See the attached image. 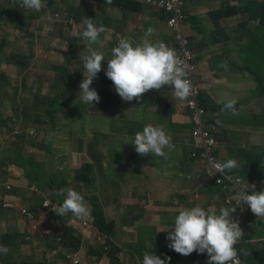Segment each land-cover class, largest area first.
I'll return each mask as SVG.
<instances>
[{
    "label": "crops",
    "instance_id": "1",
    "mask_svg": "<svg viewBox=\"0 0 264 264\" xmlns=\"http://www.w3.org/2000/svg\"><path fill=\"white\" fill-rule=\"evenodd\" d=\"M83 1L81 12L89 17H94V22L98 26L102 25L107 29L100 36L103 42L102 47L91 46L92 49L102 52L105 58V61H102V70L98 73L97 78L102 73H106L107 60L112 58V49L118 46L120 38H128L135 43H139V41L144 40L145 32L151 27L149 24L152 20H158L161 16L166 17V14L160 10L142 3H140L137 12H131L118 7L115 11H112L111 8L115 6L94 0ZM184 2L186 15L184 30H188L187 19L189 18L188 21L194 24L195 29L202 32L196 36L197 44L192 47L191 51L199 69L197 82L206 90L201 94V104L207 111L203 120L208 127L215 128L218 141V158L227 161L243 157L251 153L246 150L248 145L252 146L253 154L264 158V109L258 112L254 109L258 106H264V56L259 62L254 60L255 70L249 75L238 74L233 76L232 80L228 76L230 68H233L235 73L243 71L248 55L252 59H256V53L259 52L261 47L264 48V0H184ZM44 3V8H47V3L45 1ZM69 10H71L70 16H72L73 9H68V12ZM78 17L79 15L76 18L77 21ZM17 18L20 19V17ZM77 21H75L76 26H73L75 30L74 38L80 42L82 47H86L85 41L80 36L83 24H77ZM106 21L111 23L110 26L103 25ZM119 29L131 30V33L125 36L119 34L117 37V30ZM19 31L22 34L17 36L16 33ZM27 35L28 32L24 26L20 27L19 23L9 28L0 22V40H5V43L16 37H28ZM155 37L156 33L154 32L153 35L148 37L149 42H154ZM201 41L207 42V45L200 44ZM6 50L10 52L11 48L6 49L4 47V51ZM0 56L5 57L6 54ZM38 69L39 73L36 75L40 74L41 71H45L42 68ZM28 75V71L23 72L21 82L10 83V85L17 89L19 87L23 88L26 85L24 77ZM34 79L41 80V77L31 78V80ZM83 79L84 75L73 80L75 83L74 89L81 106L90 109V115H85L79 110L80 114H76L74 120L77 121V124H74L77 127L76 135L73 134L69 138L67 132L60 129L53 134V143L47 144L46 148L48 150L52 149L55 153L59 148L64 151H71L83 161L76 169L78 170L81 167H83L82 171L86 169L89 178L84 184L76 182L80 189L78 193L84 197L90 209L93 205L99 206L104 212L106 220L114 222V230L109 240L120 250V264H142L143 257L139 258L140 247L144 245L147 249L153 238L152 231L163 233L165 240L158 248L152 249L149 253L151 252V254L157 255L161 259H165L170 249L168 247L170 242L166 239L167 231L173 227L176 213L185 208L190 209L196 206L206 210V207L202 206L206 203L204 200L182 206L186 201L201 196L199 188L204 180V166L199 161L190 158L191 161L184 156V153L192 150L193 141V125L186 103L175 98L171 87L150 90L143 94L139 103L135 100L124 102L116 94L112 81L106 79L101 84L93 82L90 86L99 94V103L93 102L94 105H86L81 102L78 96L79 86ZM247 85L251 86L252 91L260 89V93L256 96L252 95L250 98H241L247 89ZM1 87L2 82L0 90ZM6 88L8 92H12L11 87ZM44 90H46V87ZM231 99L236 100L235 115L231 111H222L223 104L221 101ZM0 102L9 105L7 112L10 116L0 122V145L3 147L0 151V154H2L0 163L5 168L4 173L0 174V234L6 235L7 239L15 242L17 251L14 254H21V245L29 248L30 254L25 257L24 262L33 257L41 261L45 257L43 251L46 247L44 244L36 246L34 250L29 243L25 242L34 238L35 220L28 221L22 216L20 208L36 206L41 199L32 198L31 193L26 189L29 186V180L25 175L21 159H30L33 171L36 172L38 167V170L45 175L50 169V164L49 167L46 166L47 152L43 150L42 146H38L34 155H30L24 145L22 149L23 156L20 157L13 150L16 143L5 145L2 143V133L5 129H9L11 119H15L27 128L31 126L26 124L12 110L9 102L2 99H0ZM145 104L144 108L147 116L159 123L150 121L132 132L138 116L128 111V109H134L136 106ZM208 105H216L218 107L217 111L210 114ZM95 106L104 108L105 113L109 115L120 114L107 122H103L100 118L94 116L98 113L93 110ZM62 113L66 115L63 108ZM250 116H256L258 120L252 121ZM87 119L90 121L97 142L103 138L115 140V146L110 150V161L108 163H101L98 152L93 151L92 145L84 141L87 134L84 129V122ZM218 121L219 123H217ZM148 124L163 126L172 137L174 147L165 149L167 159L155 155L142 157L136 153L134 145L130 144L134 140L136 132L142 131L143 127ZM114 125L119 127L115 131L112 128ZM118 136H121L120 140L117 138ZM25 143H27V140ZM125 143L130 144L133 156L129 162L122 165L119 187L111 189L117 195L114 198L103 197L106 188L103 186L92 187L90 183L94 178L104 184L108 183L110 179H115L109 174L112 151L124 146ZM199 171H201L200 174H198ZM45 177L47 176L45 175ZM196 182L198 184L191 189V183ZM6 183L13 185L10 196L16 200L17 207L14 209L7 208L4 200L7 193L4 191L3 185ZM46 186L47 184H45V189ZM67 188H69L68 185L62 187V189ZM173 190L176 191L175 195H172ZM55 191H58V189ZM55 191L50 194L51 200L53 199L54 204L58 201V206H60L64 197L60 196L58 200ZM178 193L183 194V196H179ZM225 197L230 199L231 207L234 205L238 207L234 214L240 222V217L237 214L242 204L236 205V194ZM42 200H45L44 197ZM216 204L218 207H216ZM220 207H225L222 198L215 202L212 209L215 212ZM173 215H175L174 220ZM250 219L252 225L248 226V229L249 239L252 243H248L246 248L250 252V257L247 258L249 264H253L252 257L264 258V227L256 224L258 218L253 213L250 215ZM40 229L54 232L61 238L66 235L76 238L79 241V248L72 249L70 254L77 256L76 261L80 264H111L107 252L109 247L105 246L106 237L92 224L91 215L86 221H81L70 213L64 217L52 213L50 219L40 225ZM130 236H133L135 240L127 247L125 244L126 238ZM0 255L3 254L0 253ZM54 261L56 259L51 258L49 263L52 264ZM1 264L17 263L5 258ZM166 264H175V261L172 260L169 263L166 260Z\"/></svg>",
    "mask_w": 264,
    "mask_h": 264
},
{
    "label": "clouds",
    "instance_id": "2",
    "mask_svg": "<svg viewBox=\"0 0 264 264\" xmlns=\"http://www.w3.org/2000/svg\"><path fill=\"white\" fill-rule=\"evenodd\" d=\"M105 2L110 5L112 0H105ZM16 4L20 8L36 12H40L45 7L44 0H16ZM167 18L168 14H166L165 19L161 16L156 20L164 26V31L160 34L159 26L155 20H152L149 24L151 27L145 32L143 41L135 43L128 38H120L118 46L112 49V58L107 60L105 74L112 81L115 92L122 101L132 102L135 100L139 103L143 94L150 90H160L163 87H171L175 98L179 101H185L191 94V83L186 77L185 67L182 66V62L178 59L179 53L174 45L171 46L169 44L175 33L184 31L186 20L183 24L172 27L167 25ZM69 19L73 20V26L75 27L74 18L70 17ZM106 31L107 29L104 26H98L91 18L85 17L83 20L80 36L85 41L89 52L80 56L83 61L84 79L80 83L78 96L81 102L86 105H94L93 102L99 103L100 101L99 94L90 86L102 70V61H105V58L102 52L92 49L91 46L102 47L103 42L100 36ZM154 32L156 33L155 41L149 42L148 37L153 35ZM221 103L223 104L222 111H231L234 115L236 114V100H223ZM31 130L15 119H11L9 121V129H5L2 133V143L5 145L7 143L17 144V142H23V146L25 145L28 153L34 155L38 146H33L28 138L35 141L38 136L31 133ZM26 140L27 143H25ZM130 144L134 145L136 153L142 157L155 155L164 159H167L165 149L174 147L172 137L163 126H153L151 124L145 125L142 131L136 132L134 140ZM223 162L216 164V168L220 171L227 170L231 173L232 182L236 185V205L242 204L237 214L241 221L239 222L234 214L238 207L235 205L233 207L229 206V198L223 197L222 202L225 207H220L217 208V211H213L212 206L215 205L216 201L211 202L208 200V196L215 191L214 186L211 185L214 191L204 194L206 203L202 205L204 207L210 205L209 208L206 207L207 211L200 206L179 211L175 217L173 227L167 231L166 239L170 242L168 247L182 256H189L193 252L198 254L206 253L208 256L207 264H242V262L245 264L244 260L240 259L235 245L244 234L245 246L239 249L243 255V250H247L246 245L252 243L249 239L248 229V226L252 225L250 219L252 213L258 218L256 224L264 227V158L251 153L250 159L238 157ZM82 169L83 167L78 170L75 169V172L79 173ZM245 169H247L246 176H243L242 172ZM4 171L5 168L0 163V174L4 173ZM256 172H260L262 175L260 181L254 179ZM40 174L43 179L41 183L31 182L27 178L29 186L26 189L31 193L32 198L41 199L44 197V188L45 184H48L46 181L49 180V177H45L41 172ZM64 177L67 179L65 180ZM64 177L65 182L72 179L74 184H67L69 188L55 191V195L63 196L64 199L62 204L55 207L52 211L60 217L70 213L73 217L86 221L91 214V209L84 197L78 193L80 189L76 182L84 183L78 176ZM205 184L206 174L204 172V180L201 185ZM3 189L7 193L4 197L7 208H16V200L10 196L13 191V185L6 183L3 185ZM37 206L32 205L20 208L22 216L28 221H34L36 218L34 210L37 209ZM216 207H218L217 204ZM22 209L34 214V217L31 218L29 214H24ZM8 252L9 249L6 246L0 245V253L7 255ZM76 259L77 256L72 257V264H80ZM170 259V257L161 259L159 256L151 254V252H145L142 264H166V260L170 261Z\"/></svg>",
    "mask_w": 264,
    "mask_h": 264
},
{
    "label": "rangeland",
    "instance_id": "3",
    "mask_svg": "<svg viewBox=\"0 0 264 264\" xmlns=\"http://www.w3.org/2000/svg\"><path fill=\"white\" fill-rule=\"evenodd\" d=\"M44 1L47 3L46 10L40 15L30 18L29 17L30 15L25 16V14H20L18 12L19 9L16 3L8 4V3H4L3 0H0V4H1L0 22L4 26H7L9 28L14 27V25L21 22L24 24L26 30H28L29 33L31 34L30 41H28L26 45L24 46L20 45V47H16L10 52L8 50L4 51L5 40L3 39L0 40V55L6 54L5 56L6 58L13 59L15 62L19 63V65L16 66V65H10L0 62V75L2 73H5L6 81L7 82L10 81L11 84H14L21 82L23 77V73L21 72H25L27 70L29 73L28 77L33 78V77H38V75H36L37 73H39L38 68H42L45 70L44 74L40 75L41 81L47 84L45 95L42 96L39 102L38 110L36 112L30 111L27 114V116L24 118L26 122L29 121L38 122L37 125L28 128V129H32L31 133H33L34 135H38L35 141L27 137L35 147L42 145L46 146L49 143L52 144L53 134L56 131H59L60 129L63 132H67L66 133L67 137L71 138L73 134L76 135L77 133V127L74 125L77 124V121H74L76 118V114H80V111H82L83 114L90 115V109L86 107H82L77 99L75 103H77L79 109L76 106L71 107L70 105L71 101L69 100L70 96L64 98L68 100L66 101V106L64 107V109L68 110L66 115L62 113V108H59L58 110H48L47 112H45V109L50 105L53 96L56 95L57 89L60 87L61 75L64 67L67 65L69 71H75L80 67L82 63V60L80 59L81 55L75 58H72L71 55H69L71 44L73 45V47L79 49L80 52L84 50V47H82L80 42L76 38H74L75 35L74 27L69 28L65 23V20L69 19L70 17H73L74 20L77 21L76 18L77 15H79L77 24L78 23L83 24V20L85 19V17L91 18L93 20L94 17H89L87 14L81 12V6H83L84 4L83 0H44ZM49 2H51V4L48 6ZM70 8L73 9L72 16H70L68 12V9ZM111 10L115 11L116 7L111 8ZM17 16L23 18L21 20H18ZM110 24L111 23L109 21H106V23L103 25L110 26ZM156 24L159 26V34H160L161 32L164 31V26L158 21H156ZM117 33H118L117 37L119 34H122L124 36L130 35L131 30L127 31V30L119 29L117 30ZM21 54H23L22 57L20 56ZM263 56H264V48L261 47L259 52L256 53V59H252L248 55L246 59V65L243 66L244 67L243 71L235 73L234 69L230 68L228 70L229 78L232 80L233 76H236L238 74L249 75L250 73L254 72L255 61L259 62ZM0 58L3 57L0 56ZM106 79H108L106 74L102 73L98 78H95L93 82L97 84H101ZM0 86H1V81H0ZM246 87L247 89L244 91L241 97L243 99L250 98L252 95L256 96L258 93H260V89H255L254 91H252L250 85H247ZM205 91L206 90H202V93H204ZM66 94L70 95L71 92L67 91ZM61 95L64 96L65 94L62 93ZM145 106L146 104L136 106L134 107V109H128V111L135 113L138 116V120L136 124L133 126L132 132L135 131L137 128L142 127L145 123H149L150 121L152 123H159L155 119L149 118L147 116V113L145 112V108H144ZM7 107H9L8 104H2L0 102V122L4 121L5 118L10 117L9 112H7ZM139 108H141L142 110ZM254 109L258 112L260 110H263L264 106H258L255 107ZM93 110L98 112L94 116L96 118H100L103 122H107L108 120L113 119L114 116H119L120 114L117 113L118 115H113V114L109 115L108 113H105L104 108H100L98 106H95ZM249 110L251 111L252 109ZM250 119H252V121H256L258 120V117L250 116ZM112 128L115 131L119 127L117 125H114ZM84 129L87 133L86 136L84 137L85 143L91 144L93 151L98 152V158L101 163L103 164L108 163L110 161V150L115 146V140L110 138H103L100 139L99 142H97L96 135L92 132L89 119H87L84 122ZM10 130H11V126H10ZM117 138L120 140L121 136H118ZM75 139L77 140V138ZM2 149L3 147L0 145V151ZM246 150L253 153L252 146L250 145L247 146ZM189 154L190 151L184 153V156L190 159ZM1 156L2 154H0V158ZM132 156L133 154L131 152L129 143H125L124 146L112 151V163L109 174H111L112 177H114L115 179H110L108 180V183L104 184L101 183L98 179L94 178L93 181L90 183L91 186L92 187L103 186L104 188H106V192L104 193L103 197L114 198L117 194H114L111 191V189L114 187H119L122 165L126 162H129ZM53 157L59 167L56 175L59 176L60 184H53L58 190H60L62 187H64L67 184H74V181L72 179L65 182L63 179L64 176H68V177H70L71 175L78 176L82 179L83 183H85L86 180L89 178L86 169H84L79 173L75 172L76 167L80 166L83 161L71 151H64L59 148L57 150V153L54 154ZM45 159H46V166L49 167V163L47 162L50 159V155L48 153L46 154ZM243 162L245 164L244 160ZM200 173L201 171L198 172V174ZM45 175L49 177L50 182L55 178L54 172H51L50 174L46 173ZM197 184L198 182L191 183V189ZM175 192L176 191L173 190L172 195H175L176 194ZM207 192H208L207 189H204V191L201 193V196L195 199H191V201H186L185 204L182 206H187L192 203L202 202L204 200V194H206ZM178 195L183 196V194H179V193ZM59 199L60 196H58V200ZM206 207L209 208L210 205ZM31 211H33V209H31ZM174 217L175 215H173V220ZM152 236L153 238L150 241V244L147 247V249H145L144 245L140 247L139 258H142L145 252H149L152 249L158 248L159 245L162 244L165 240V236L161 232L156 233L152 231ZM134 240L135 238L133 236L126 238L125 244L127 245V247H129L134 242ZM20 248H21V254H14L13 252H10L7 255L5 254L3 255L7 260L17 264H21L24 262L25 257L30 254V250L28 247L22 245L20 246ZM243 255L246 258H249L250 252L244 249ZM251 260L253 264H264V258L252 257ZM190 263L191 260L189 256L175 259V264H190Z\"/></svg>",
    "mask_w": 264,
    "mask_h": 264
},
{
    "label": "trees",
    "instance_id": "4",
    "mask_svg": "<svg viewBox=\"0 0 264 264\" xmlns=\"http://www.w3.org/2000/svg\"><path fill=\"white\" fill-rule=\"evenodd\" d=\"M96 2L100 3H105V0H94ZM4 3H16V0H3ZM51 4L49 2L48 6ZM110 5H113L115 7L121 8L123 10L131 11V12H137V10L140 7V3L136 0H112V3ZM18 12L20 14H25L30 15L29 17H35L37 15H40L43 13L46 8H43L40 12L36 11H29L23 8L18 7ZM69 14L71 15V10H69ZM18 17V16H17ZM23 17H20L21 20ZM163 18V17H162ZM166 18V17H165ZM163 18V19H165ZM189 19V18H188ZM187 19V24H188V30H184L182 32L175 33L172 37V42L174 46H181L185 45L186 47L192 49L194 45L197 44V38L196 36L202 32L197 31L194 27V24L192 22H189ZM262 21V20H261ZM65 23L67 26L73 27V24L71 23L70 19H66ZM19 26L22 27L24 26L23 23L19 22ZM25 28V26H24ZM26 30V28H25ZM28 37H21V38H13L11 41H7L5 43V48H11V50L15 49L16 47H20V45H26L28 41H30V36L31 34L29 33L28 30ZM19 34H22L21 31L17 32L16 35L18 36ZM200 44H205L207 45V42L201 41ZM89 49L84 47V50L80 52L79 49L76 47H73L71 44V49H70V54L72 58L78 57L79 55L83 56L88 54ZM21 57L23 54L20 55ZM70 57V56H69ZM0 62L5 63V64H10V65H16L18 66L19 63L15 62L13 59L10 58H0ZM27 71V70H26ZM25 71V72H26ZM45 71H41L38 76L40 77L41 74H44ZM84 68H83V61L78 69L75 71H69L68 66L66 65L62 71L61 75V81H60V87L57 89L56 95L53 96V99L50 103V105L45 109V112L48 110H58L59 108H63L66 106V99H64L67 96H70V105L71 107H77V103H75L77 99V94L75 88V83L72 82L74 79H78L83 75ZM23 73V72H21ZM5 73H2L0 75V81L2 82V87L0 90V99L7 101L10 103V106L12 110L23 119V121L32 126L37 125V121H25V117L27 114L32 111L36 112L39 108V102L42 98V96L45 95V90L44 88L46 87V83H44L41 80H31L30 77L25 76L24 77V82L25 86L23 88L19 87L14 88L10 85V81H6L5 79ZM263 78V76H262ZM6 87H11L12 92H8ZM67 91H70L71 94L67 95ZM64 93L65 95L62 96L61 94ZM60 98V99H59ZM78 100V99H77ZM79 102V101H78ZM203 106V105H202ZM209 108V113L214 114L218 107L216 105H208ZM68 110L64 109V112L67 113ZM38 136V135H37ZM23 142H20L18 144H14L13 150L19 154L20 157L23 156ZM51 144V143H50ZM21 147V150H20ZM42 148L45 152L50 154V159L48 163L50 164V169L48 173L50 174L51 172L55 173V178L50 182L47 180L46 182L48 183L46 186V189L44 191V199L46 203L44 204L45 200H40L37 206V209L35 211V227H34V238L30 241H25L26 243H29L33 249L35 250L36 246L44 244L46 249L43 251L44 253V259L43 260H37L36 257L29 258L27 259L23 264H50L49 261L51 258H55L56 261H54L52 264H72V257L73 254H70V251L72 249L76 250L79 248V241L72 237L66 235L65 237L61 238L57 234L51 231H44L40 229V225L45 223L48 219H50L52 213L56 215L55 212L52 210L55 207H58V201L57 203H53V199L51 200L50 194L54 192L57 188L53 184H60L59 183V176L56 175L57 170H58V165L57 162L55 161L53 155L56 154L52 149L48 150L45 145H42ZM244 158H249L251 157V153L246 154L243 156ZM24 169H25V174L26 177L31 181V182H43L42 176L40 172L38 171V167L36 172L33 171L32 169V163L30 159H21ZM40 167V166H39ZM247 169H245L242 172L243 176H246ZM66 180L67 178L64 177ZM222 186H220L221 188ZM62 189V188H61ZM204 189H207V193H212L214 191V188L211 187V182H207L205 185L200 186L199 191L202 193ZM51 200V201H48ZM178 213H176L177 215ZM91 222L92 224L98 228L106 237L105 238V246L109 247L108 256L110 259L111 264H120V257H119V248L109 240L110 235L112 234L114 230V222L113 221H107L104 212L99 208L97 205H93L91 209ZM0 245L6 246L9 249V252L15 253L17 251L16 249V244L14 241H11L10 239L6 238V235L0 234ZM245 246V235L241 237V240L235 245L237 252L239 253V257L244 260L245 264H249V260L242 255V252L239 251L242 247ZM260 253V252H259ZM167 257H170L169 263L173 260L178 258H182L185 256H182L178 253H176L174 250L169 249L168 250V255ZM191 263L190 264H207L208 262V256L207 254H198L196 252H193L191 255H189ZM5 260L4 255H0V264L3 263Z\"/></svg>",
    "mask_w": 264,
    "mask_h": 264
},
{
    "label": "built area",
    "instance_id": "5",
    "mask_svg": "<svg viewBox=\"0 0 264 264\" xmlns=\"http://www.w3.org/2000/svg\"><path fill=\"white\" fill-rule=\"evenodd\" d=\"M138 1L168 14V18L166 20L168 26L175 27L183 24L186 20L184 0ZM70 21L73 24V20L70 19ZM169 44L173 46L172 41H170ZM175 48L179 53L178 59L182 62V66L185 67L186 77L191 83V94L185 100L193 125V141L190 157L199 161L204 166L206 183L210 181L211 185L215 188L214 193L208 196V200L214 202L225 196L236 194V185L232 182L230 172L227 170L220 171L216 168V164L224 162L218 158V141L215 128L208 127L203 120L207 113L206 109L201 104V94L204 88L196 81L199 69L195 63L194 55L185 45L175 46ZM220 186L222 187L220 188ZM8 206L10 205L8 204ZM22 212L24 214H29L31 218L34 217V214H31L26 209H22Z\"/></svg>",
    "mask_w": 264,
    "mask_h": 264
},
{
    "label": "flooded vegetation",
    "instance_id": "6",
    "mask_svg": "<svg viewBox=\"0 0 264 264\" xmlns=\"http://www.w3.org/2000/svg\"><path fill=\"white\" fill-rule=\"evenodd\" d=\"M254 179L259 180V181L262 179V175L260 174V172L255 173Z\"/></svg>",
    "mask_w": 264,
    "mask_h": 264
},
{
    "label": "bare ground",
    "instance_id": "7",
    "mask_svg": "<svg viewBox=\"0 0 264 264\" xmlns=\"http://www.w3.org/2000/svg\"><path fill=\"white\" fill-rule=\"evenodd\" d=\"M61 46V45H60ZM60 52V51H59ZM61 53V52H60ZM55 55H57V54H55ZM61 56V55H60ZM61 123V122H60Z\"/></svg>",
    "mask_w": 264,
    "mask_h": 264
}]
</instances>
